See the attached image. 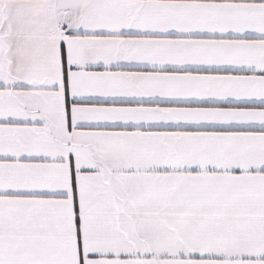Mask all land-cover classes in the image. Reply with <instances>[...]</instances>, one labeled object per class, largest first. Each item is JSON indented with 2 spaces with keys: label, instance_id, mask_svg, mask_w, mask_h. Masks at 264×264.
Masks as SVG:
<instances>
[{
  "label": "snow or ice",
  "instance_id": "1",
  "mask_svg": "<svg viewBox=\"0 0 264 264\" xmlns=\"http://www.w3.org/2000/svg\"><path fill=\"white\" fill-rule=\"evenodd\" d=\"M0 264H264V0H0Z\"/></svg>",
  "mask_w": 264,
  "mask_h": 264
}]
</instances>
